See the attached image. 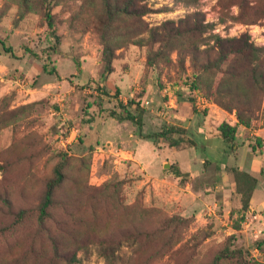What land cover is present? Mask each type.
Listing matches in <instances>:
<instances>
[{
	"label": "rangeland",
	"instance_id": "obj_1",
	"mask_svg": "<svg viewBox=\"0 0 264 264\" xmlns=\"http://www.w3.org/2000/svg\"><path fill=\"white\" fill-rule=\"evenodd\" d=\"M245 2L241 16L236 0H144L149 12L111 20L103 0H0V39L14 54L0 45V207L5 197L13 209L30 210L0 235V264L44 261L52 253L50 236L75 250L78 264H104L101 252L109 247L118 264H210L225 249L238 252L218 264H264V225L261 219L251 224L241 207L243 178H237L239 190L228 188L252 146L264 154V103L247 83L238 92L222 73L225 64L221 71L201 69L211 33L247 35L263 48L264 69V0ZM47 11L58 40L47 26ZM194 12L212 25L209 32L185 34L156 56L151 32L163 33L165 21ZM105 45L113 60L102 80ZM195 45L196 56L190 53ZM241 93L255 110L249 127L238 123L235 108L221 103L243 105ZM131 100L144 110L142 133L167 132L164 138L140 137L132 123L109 115ZM201 100L219 110L203 108ZM206 120L211 127L203 126ZM222 122L236 125L235 151L213 136L212 125ZM180 135L197 148L176 144ZM61 161L56 205L40 226L37 206ZM176 167L187 175L174 177ZM251 173L264 180V160ZM173 215L189 220L155 238L121 236L134 227H164ZM12 220L0 212V225Z\"/></svg>",
	"mask_w": 264,
	"mask_h": 264
},
{
	"label": "trees",
	"instance_id": "obj_2",
	"mask_svg": "<svg viewBox=\"0 0 264 264\" xmlns=\"http://www.w3.org/2000/svg\"><path fill=\"white\" fill-rule=\"evenodd\" d=\"M44 3L48 2V0H42ZM144 0H103V5L105 6L110 19L113 20L119 15L123 14H134L136 16L143 15L149 12V8L142 3ZM187 5H194L198 0H177ZM238 4V8L241 16H243V10L246 5L245 0H236ZM46 23L49 27L50 31L55 35V38L58 40V36L55 32L54 21L52 19V14L47 11L45 13ZM163 33H158L156 31H152L150 34V38L152 43L158 44V49L154 52V54L161 55L163 45L167 46L170 41L174 39H178L185 34H204L209 32L211 29V24L208 22H204L202 18L201 12H194L191 15H187L184 18H180L177 22L173 21H165L162 24ZM210 43H204L207 45L203 48V52L206 54V60L201 65V69L204 72H211L213 69L220 70L225 66V69L222 70V73L232 81V85H234L235 89L240 92L243 91V84H249L250 87L253 88L255 94H260L262 97L261 104L264 103V69L261 65V57L260 54L263 51V48L254 46L250 41L249 37L245 34L240 35L238 37H221L218 34H209ZM0 45L3 47V50L6 53L13 54V50L11 46H7L3 40L0 39ZM199 46L195 45L190 50V53L196 56V53H199ZM214 52V56H211L210 52ZM192 54V55H193ZM112 60H113V52L110 46L105 45L103 48V61H104V74L101 76L102 80H105L107 75L112 71ZM152 61V60H151ZM259 62V63H258ZM229 89L230 85L227 83ZM243 94V93H241ZM246 95L245 103L239 102L236 106H230L224 102L222 106L224 109H233L236 110V117L238 123L243 125L244 127H249L252 119H254V107H252L247 99L248 94ZM120 110H111L109 115L116 119L118 122L128 121L132 123L135 127V134L140 137L145 138H164L167 132H155L153 134L144 135L142 133V116L144 110L140 103L135 101H129L126 104L120 103ZM260 107V105L258 106ZM259 109V108H258ZM173 128H170L169 132H174ZM178 131V130H177ZM216 134L220 137L223 142L232 148L235 151V147L237 145L235 134H236V125H230L227 122H222L216 127ZM176 144L180 142L188 143L191 146H195V142L188 136L180 135L176 139ZM254 150V146H253ZM206 163V161H205ZM64 161L59 162L53 168L54 176L49 179L44 188L43 195L38 203L37 211H38V224L40 226H44L46 221L51 219L52 210L55 208L56 199L55 192L58 187L62 184L64 180L63 169ZM236 177L234 180L237 189H238V179L243 178L246 188L243 190H239L238 192L242 195L241 197V207L244 211L247 210L249 206L251 192L254 189L256 178L250 175L247 172L233 170ZM171 173L175 175V177L182 176L180 170L176 167ZM4 207H0V212H2V216L11 217L12 222L1 224L0 225V235H4L14 228L15 225L23 222L26 217L29 215L30 210L25 207H20L17 209H13L11 203L7 198H2ZM188 218H184L180 215H173L168 219L166 226L160 227L157 229H148V228H139L134 227L131 232H124L121 236L124 239H131L132 241H139L142 239L155 238L157 235H161L166 229L171 228L174 231L177 227L186 224ZM172 235H170L171 237ZM50 240L52 243V253L50 257L45 259L44 261L38 264H78L79 258L77 257V253L75 250H70L60 244V241L54 237L50 236ZM119 243V242H117ZM238 250H230L225 249L220 251L215 259L210 264H218V260L220 258H225L227 256L234 255ZM101 255L104 259V264H118V257L115 254V249L113 247H109L104 249L101 252ZM4 264V263H1Z\"/></svg>",
	"mask_w": 264,
	"mask_h": 264
},
{
	"label": "crops",
	"instance_id": "obj_3",
	"mask_svg": "<svg viewBox=\"0 0 264 264\" xmlns=\"http://www.w3.org/2000/svg\"><path fill=\"white\" fill-rule=\"evenodd\" d=\"M201 101L203 102V106H202L203 108H208L212 112H214L215 110H219V108L216 107L214 104L209 103L208 101L205 102L204 100H201ZM205 123H204L203 126H205V125L210 126L209 123H208V120H206ZM216 127H217L216 124L212 125V128L214 130L213 136L218 137L217 134H216ZM188 137H190V136H188ZM195 144H196V142H195ZM191 147L196 149L197 148V144L195 146H191ZM250 152H251V155H250L251 157L248 159V163L243 165L242 169H243L244 172H247V173H249L250 175L253 176V174L251 173L252 170H261V163L264 160V154H262V156L259 155L255 150H253V146L250 148ZM216 165H218V164H216ZM218 166H220V165H218ZM221 168H223V167H221ZM181 173H182V175H185V176L187 175L186 172L185 173L181 172ZM220 175H221L222 181L226 182L225 176H223V173H221ZM173 176L175 177V175H173ZM225 182H223V184ZM255 183H257V185L255 184V187H254V189L251 192L249 206L247 208V213L246 214H248L249 219H250L249 221L251 222V224H252V222L255 219H261L260 221L259 220L258 221L260 222V224L264 225V213H260V211H259V210H264V180H260V181L257 182V178H256V182ZM227 185H229V183ZM235 185H236L235 182H232V183H230V187L228 186V188L232 189ZM215 188H217V186ZM217 189H219V188H217ZM223 190L225 191V189H223ZM200 191H201L200 189L199 190H195L194 194L195 195H199ZM251 219H252V221H251ZM245 224H247V223H245ZM247 225H249V224H247Z\"/></svg>",
	"mask_w": 264,
	"mask_h": 264
}]
</instances>
